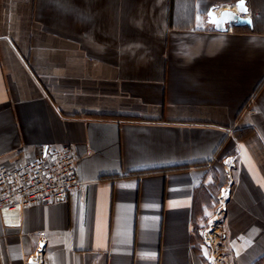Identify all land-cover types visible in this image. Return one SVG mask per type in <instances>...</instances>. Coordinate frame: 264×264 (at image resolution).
Instances as JSON below:
<instances>
[{"label": "crops", "instance_id": "1", "mask_svg": "<svg viewBox=\"0 0 264 264\" xmlns=\"http://www.w3.org/2000/svg\"><path fill=\"white\" fill-rule=\"evenodd\" d=\"M236 1L0 0V166L68 145L81 181L0 218V264L264 256V0L206 22Z\"/></svg>", "mask_w": 264, "mask_h": 264}, {"label": "built area", "instance_id": "2", "mask_svg": "<svg viewBox=\"0 0 264 264\" xmlns=\"http://www.w3.org/2000/svg\"><path fill=\"white\" fill-rule=\"evenodd\" d=\"M81 185L77 157L68 145L44 147L41 153L15 165L0 166V218L5 225H19L21 212L31 206L66 200ZM211 247V239L203 240ZM38 246L28 264H42Z\"/></svg>", "mask_w": 264, "mask_h": 264}, {"label": "water", "instance_id": "3", "mask_svg": "<svg viewBox=\"0 0 264 264\" xmlns=\"http://www.w3.org/2000/svg\"><path fill=\"white\" fill-rule=\"evenodd\" d=\"M242 4V8L238 5ZM211 13V17L210 14ZM210 19H214L216 24L210 23ZM206 22L212 26L216 32H225L228 27H248L252 28V19L248 16V9L244 0H238L235 3V11L222 10L218 15L210 9L206 13ZM218 25V26H217Z\"/></svg>", "mask_w": 264, "mask_h": 264}, {"label": "rangeland", "instance_id": "4", "mask_svg": "<svg viewBox=\"0 0 264 264\" xmlns=\"http://www.w3.org/2000/svg\"><path fill=\"white\" fill-rule=\"evenodd\" d=\"M201 232H202V234L203 235H199L198 237L200 238V246L201 245H203V243H204V241L203 240H205V239H207V237H209V231L211 230V229H213V228H211V227H209V226H206L205 224L203 225H201ZM210 239H211V243L213 244V239L211 238V237H209Z\"/></svg>", "mask_w": 264, "mask_h": 264}, {"label": "trees", "instance_id": "5", "mask_svg": "<svg viewBox=\"0 0 264 264\" xmlns=\"http://www.w3.org/2000/svg\"><path fill=\"white\" fill-rule=\"evenodd\" d=\"M198 234V233H197ZM196 234V240H195V250L197 251V253L199 255H201V248H200V238L198 237V235ZM254 264H264V256L260 257V259H258Z\"/></svg>", "mask_w": 264, "mask_h": 264}, {"label": "snow or ice", "instance_id": "6", "mask_svg": "<svg viewBox=\"0 0 264 264\" xmlns=\"http://www.w3.org/2000/svg\"><path fill=\"white\" fill-rule=\"evenodd\" d=\"M238 7H241L242 8V4L241 5H238ZM209 15L211 17V13ZM210 23L216 24V21L214 19H210Z\"/></svg>", "mask_w": 264, "mask_h": 264}]
</instances>
